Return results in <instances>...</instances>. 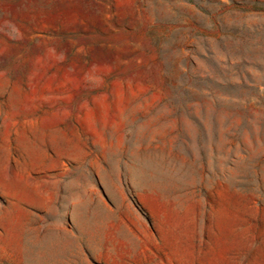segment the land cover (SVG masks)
I'll list each match as a JSON object with an SVG mask.
<instances>
[{"label":"rangeland","instance_id":"obj_1","mask_svg":"<svg viewBox=\"0 0 264 264\" xmlns=\"http://www.w3.org/2000/svg\"><path fill=\"white\" fill-rule=\"evenodd\" d=\"M48 233L264 264V0H0V245Z\"/></svg>","mask_w":264,"mask_h":264},{"label":"crops","instance_id":"obj_2","mask_svg":"<svg viewBox=\"0 0 264 264\" xmlns=\"http://www.w3.org/2000/svg\"><path fill=\"white\" fill-rule=\"evenodd\" d=\"M58 244L57 235L48 233L34 240L29 236L28 239L23 240L22 244L18 245L15 241L3 242L0 249L13 251V254H17L16 250L18 249V254L23 256V264H58L60 256Z\"/></svg>","mask_w":264,"mask_h":264}]
</instances>
